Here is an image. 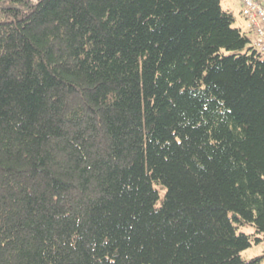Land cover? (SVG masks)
<instances>
[{
	"label": "trees",
	"instance_id": "obj_1",
	"mask_svg": "<svg viewBox=\"0 0 264 264\" xmlns=\"http://www.w3.org/2000/svg\"><path fill=\"white\" fill-rule=\"evenodd\" d=\"M235 20L0 0V264L260 261L264 53Z\"/></svg>",
	"mask_w": 264,
	"mask_h": 264
},
{
	"label": "built area",
	"instance_id": "obj_2",
	"mask_svg": "<svg viewBox=\"0 0 264 264\" xmlns=\"http://www.w3.org/2000/svg\"><path fill=\"white\" fill-rule=\"evenodd\" d=\"M243 32L250 33L253 44L264 53V0H239Z\"/></svg>",
	"mask_w": 264,
	"mask_h": 264
},
{
	"label": "rangeland",
	"instance_id": "obj_3",
	"mask_svg": "<svg viewBox=\"0 0 264 264\" xmlns=\"http://www.w3.org/2000/svg\"><path fill=\"white\" fill-rule=\"evenodd\" d=\"M222 6L225 9H229L231 10L235 17L236 20L234 22L236 27H242L244 22L243 19L241 17V5L239 0H222ZM241 230L250 232L253 231V227L251 226H243ZM261 256L260 261L256 262L255 264H264V241H262L261 243H259V246L255 245L252 248H247L245 250H243V257L246 259H251L254 256Z\"/></svg>",
	"mask_w": 264,
	"mask_h": 264
},
{
	"label": "crops",
	"instance_id": "obj_4",
	"mask_svg": "<svg viewBox=\"0 0 264 264\" xmlns=\"http://www.w3.org/2000/svg\"><path fill=\"white\" fill-rule=\"evenodd\" d=\"M255 245L259 246V244H255ZM255 245H253V246H255ZM253 246H251V247H249V248H252Z\"/></svg>",
	"mask_w": 264,
	"mask_h": 264
}]
</instances>
